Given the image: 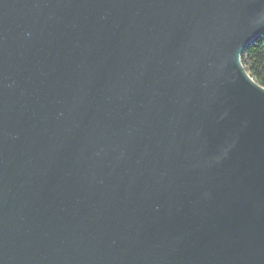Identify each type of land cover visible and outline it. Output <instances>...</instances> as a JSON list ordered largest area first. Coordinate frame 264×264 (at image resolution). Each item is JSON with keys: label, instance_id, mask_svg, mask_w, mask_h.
<instances>
[{"label": "water", "instance_id": "1", "mask_svg": "<svg viewBox=\"0 0 264 264\" xmlns=\"http://www.w3.org/2000/svg\"><path fill=\"white\" fill-rule=\"evenodd\" d=\"M264 0H0V264H264Z\"/></svg>", "mask_w": 264, "mask_h": 264}, {"label": "trees", "instance_id": "2", "mask_svg": "<svg viewBox=\"0 0 264 264\" xmlns=\"http://www.w3.org/2000/svg\"><path fill=\"white\" fill-rule=\"evenodd\" d=\"M241 61L248 75L264 87V32L245 49Z\"/></svg>", "mask_w": 264, "mask_h": 264}]
</instances>
